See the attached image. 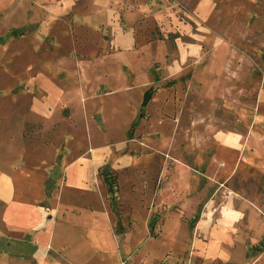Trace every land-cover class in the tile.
<instances>
[{"label": "crops", "instance_id": "obj_1", "mask_svg": "<svg viewBox=\"0 0 264 264\" xmlns=\"http://www.w3.org/2000/svg\"><path fill=\"white\" fill-rule=\"evenodd\" d=\"M204 2L179 0L190 19L184 21L160 0H0V58L20 54L40 60V51L24 49L44 45L57 60L66 61L67 68L42 70L34 78L76 79L75 85L59 87L44 81L46 86L36 90L57 94V105L50 110V101L34 108L42 117L56 110L60 127L73 128L56 149L46 142L35 148L55 149L53 167L65 173L67 188L100 189L102 165L136 173L140 160L171 144L168 126L178 128L181 110L176 115L169 101L157 103L156 96L144 106L142 102L159 78L169 76L167 34L171 29L186 34L191 23L201 30ZM210 45L215 54L219 44ZM178 75L190 84L205 82L207 75L218 80L212 62L207 70L198 61L187 64ZM203 95L209 97L208 92ZM65 109L69 112L63 115ZM135 124L136 132L128 136ZM15 125L21 127L14 121L0 128ZM203 130L202 138L190 141L192 155L175 159L169 182L147 186L139 194L132 178L130 197L121 191L111 197L103 194L99 209L71 206L57 187L46 188V194L38 182L12 185L0 169L2 264H22L25 256L37 254L47 257L38 263L30 258L26 264H75L46 246L63 248L78 235L83 239L82 264H264L259 246L264 219L241 189L231 186L250 155L241 152L236 136H219L208 124ZM116 136L122 141L114 140ZM14 139L4 148L13 157L22 154V144L35 142ZM33 150L29 147L27 153Z\"/></svg>", "mask_w": 264, "mask_h": 264}, {"label": "rangeland", "instance_id": "obj_2", "mask_svg": "<svg viewBox=\"0 0 264 264\" xmlns=\"http://www.w3.org/2000/svg\"><path fill=\"white\" fill-rule=\"evenodd\" d=\"M160 1L172 5L180 18L190 21L179 0ZM204 3L199 11L201 30H196L191 23L186 34L174 29L167 34L170 48L168 61L172 64L169 76L166 79L159 78L148 91L150 96H156L157 103L159 100L169 101V110L174 112L177 109L176 115L181 110L179 118H176L178 128L168 126L172 131L167 134L171 144L164 146L159 153L149 152L151 155L147 157L148 160H140V167L133 175L128 168L116 169L108 164L102 165L98 170L102 183L100 189H71L65 186V173L53 167L57 162L54 150L61 143V137L72 134L73 128L71 125L60 127L61 113L58 114L56 110L50 111L48 117L43 115L46 121L40 111L34 110L50 101L52 104H49V109L57 105V94L44 95L36 90L46 86L44 81L50 86L75 85L74 75L34 78L42 70L65 68L66 61L57 60L58 55H52L44 45L24 49L26 52L32 49L40 51L41 61L22 58L20 54L11 60L1 57L0 125L14 121L21 125L20 128L17 125L13 129L8 126L0 128V169H3L10 183L21 186L38 182L45 186L46 194V188L57 187L65 202L71 206L99 209V196L103 194L111 197L121 191L130 197L127 192L128 181L132 183V178L135 179L132 187H137L139 194L147 186L152 189L169 182L174 173L175 159L185 160L192 155L194 149L190 141L202 138L203 129L208 124L219 136H236L240 139L241 152L250 155L242 171L234 175L231 186H238L264 219V0H205ZM213 42L215 47L219 44L215 54L210 49ZM197 61L205 70L210 62L217 65L218 80L213 82L212 77L207 75L206 81L200 84L185 83L178 71ZM205 92H208V98L203 97ZM28 105L31 106L30 110L27 109ZM68 112V109L65 112L62 110L63 115ZM195 120L197 123H194ZM137 128V124L131 126L127 131L128 136H132ZM16 137L34 139L35 142L22 144V154L19 151L13 157L4 148ZM116 139L122 141L123 137L116 136ZM44 142L55 144V149L52 152L36 151L35 148L38 149L39 144ZM29 147L34 150L27 153ZM251 155L256 156L250 159ZM75 234H79V231ZM74 238L75 242L70 240L63 248L47 245L46 250L53 251L55 248L65 261L82 264L83 239L79 235ZM259 246L260 250H264V240ZM46 257L45 254H37L30 258L38 263ZM30 258L25 256L21 263L26 264ZM2 262L0 259V264Z\"/></svg>", "mask_w": 264, "mask_h": 264}, {"label": "trees", "instance_id": "obj_3", "mask_svg": "<svg viewBox=\"0 0 264 264\" xmlns=\"http://www.w3.org/2000/svg\"><path fill=\"white\" fill-rule=\"evenodd\" d=\"M150 98V94L148 91H146L145 95H144V99H143V102H142V105L144 106V104L149 100Z\"/></svg>", "mask_w": 264, "mask_h": 264}, {"label": "bare ground", "instance_id": "obj_4", "mask_svg": "<svg viewBox=\"0 0 264 264\" xmlns=\"http://www.w3.org/2000/svg\"><path fill=\"white\" fill-rule=\"evenodd\" d=\"M231 134H229L228 136H227V139H231L232 138V136H230Z\"/></svg>", "mask_w": 264, "mask_h": 264}]
</instances>
